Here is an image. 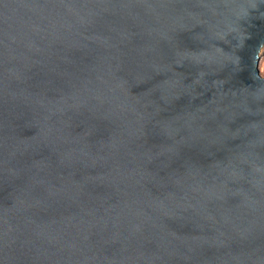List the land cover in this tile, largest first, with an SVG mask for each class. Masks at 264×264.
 <instances>
[{"label": "water", "instance_id": "95a60500", "mask_svg": "<svg viewBox=\"0 0 264 264\" xmlns=\"http://www.w3.org/2000/svg\"><path fill=\"white\" fill-rule=\"evenodd\" d=\"M264 0H0V264H264Z\"/></svg>", "mask_w": 264, "mask_h": 264}, {"label": "rangeland", "instance_id": "374dc122", "mask_svg": "<svg viewBox=\"0 0 264 264\" xmlns=\"http://www.w3.org/2000/svg\"><path fill=\"white\" fill-rule=\"evenodd\" d=\"M258 69H259L260 76L264 78V53L260 57Z\"/></svg>", "mask_w": 264, "mask_h": 264}]
</instances>
